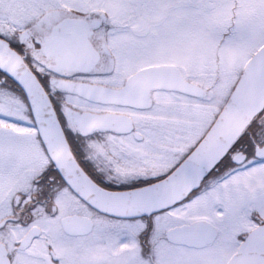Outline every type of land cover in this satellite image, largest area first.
Here are the masks:
<instances>
[{"label": "snow or ice", "instance_id": "6c2138e0", "mask_svg": "<svg viewBox=\"0 0 264 264\" xmlns=\"http://www.w3.org/2000/svg\"><path fill=\"white\" fill-rule=\"evenodd\" d=\"M0 264H264V0H0Z\"/></svg>", "mask_w": 264, "mask_h": 264}]
</instances>
